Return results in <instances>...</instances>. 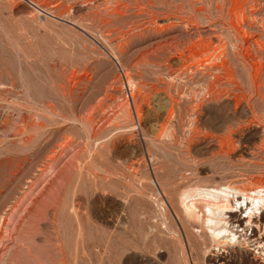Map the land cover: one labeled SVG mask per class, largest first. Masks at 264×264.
<instances>
[{
    "label": "rangeland",
    "instance_id": "rangeland-1",
    "mask_svg": "<svg viewBox=\"0 0 264 264\" xmlns=\"http://www.w3.org/2000/svg\"><path fill=\"white\" fill-rule=\"evenodd\" d=\"M263 179L264 0H0V264H264L179 200Z\"/></svg>",
    "mask_w": 264,
    "mask_h": 264
},
{
    "label": "bare ground",
    "instance_id": "bare-ground-1",
    "mask_svg": "<svg viewBox=\"0 0 264 264\" xmlns=\"http://www.w3.org/2000/svg\"><path fill=\"white\" fill-rule=\"evenodd\" d=\"M120 12V11H119ZM121 14V13H120ZM161 15V14H160ZM168 18V17H167ZM167 22V21H166ZM245 23V22H244ZM153 24V23H152ZM241 26V23H240ZM155 28V27H154ZM146 31V30H145ZM246 33V32H245ZM213 40V39H212ZM173 42V41H172ZM194 45V44H193ZM196 46V45H195ZM182 49V48H181ZM202 51L198 50V47L192 48V55L199 56L201 53L208 52L209 46H205ZM220 50V49H219ZM169 51V50H168ZM226 52V51H225ZM176 53V52H175ZM191 54V53H190ZM207 54V53H206ZM185 55V54H184ZM210 55V54H209ZM223 54L211 55L208 59L201 62V66H204L205 62L212 61L213 66L224 67L226 63L222 60ZM189 56V55H188ZM202 56V55H201ZM226 57V56H225ZM207 58V57H206ZM198 59V58H197ZM185 60V59H184ZM186 61V60H185ZM189 61V60H188ZM216 61H220V64H217ZM243 61V60H242ZM153 62V61H152ZM196 63V62H195ZM185 64V63H184ZM199 64V62H198ZM199 65V66H200ZM229 65V64H228ZM250 65V64H249ZM208 67H210L208 65ZM228 67V66H227ZM215 68V67H214ZM198 69V68H197ZM228 69V68H227ZM251 69V68H250ZM193 70V69H192ZM220 70V69H219ZM196 72V71H195ZM197 73V72H196ZM213 76V75H212ZM219 77V76H218ZM131 80V79H130ZM128 81V86L130 89H135V84L132 81ZM217 81V80H216ZM220 84V83H219ZM207 95L213 94V88H207ZM228 92V91H227ZM230 94V93H229ZM209 98V97H208ZM163 99V98H162ZM207 99V98H206ZM213 100V99H212ZM211 100V101H212ZM171 101V100H170ZM168 104V103H167ZM219 104V103H218ZM204 105V104H203ZM168 113L165 117H162L163 120L158 126V135L162 136L166 133L167 126L173 115L172 104H168ZM196 114V113H195ZM139 116V114H138ZM193 118V117H192ZM200 123V120H198ZM231 128V127H230ZM199 129V128H198ZM202 134V133H201ZM234 134V133H233ZM156 136V135H155ZM215 136V135H214ZM159 138V137H158ZM230 138V137H229ZM210 139V138H209ZM206 140V139H205ZM204 141V140H203ZM211 141V140H209ZM213 141V140H212ZM211 141V143H212ZM206 142V141H205ZM210 143V142H209ZM210 143V145H211ZM225 143V142H224ZM236 145V144H235ZM226 146V145H225ZM210 147L205 146L203 150L208 151ZM213 148V147H211ZM217 149V148H216ZM231 149H235L234 147ZM230 150V149H229ZM193 151V150H192ZM199 151V149H198ZM204 151V152H205ZM190 152V151H189ZM188 152V154H189ZM201 152V151H200ZM212 152V151H211ZM227 152V151H226ZM199 153V152H198ZM223 154V151L212 152L211 155H220ZM196 154V153H195ZM203 154V153H202ZM199 154H197L198 156ZM210 155V153H209ZM208 155V156H209ZM210 155V157H212ZM202 156V155H201ZM214 156V157H215ZM242 156V155H241ZM152 157V156H151ZM219 157V156H218ZM163 161V160H162ZM164 162V161H163ZM243 162V161H242ZM140 170V169H139ZM214 171V170H213ZM229 171V170H228ZM214 173H218L215 172ZM247 174V173H246ZM253 174V173H252ZM199 175V174H198ZM197 175V176H198ZM255 176V175H253ZM241 179V177H240ZM245 179V178H244ZM247 179V178H246ZM245 179V180H246ZM239 180V179H238ZM248 181V180H247ZM161 183V182H160ZM251 183V182H250ZM242 183H235L229 181L226 185L214 186L211 188H202L201 185L196 186V189L187 187L188 189L183 191L180 194V206L183 208L182 213L183 217L189 222H192L194 225H201L202 230L208 234L212 239L214 244L218 249H225L227 247L233 246L235 244L242 245L248 244L250 241L246 237L247 230H251L252 226L263 225L264 227V179L258 182H252L249 185L244 186ZM246 184V183H245ZM166 186V185H165ZM162 187V186H161ZM164 187V186H163ZM177 187V186H176ZM190 188V189H189ZM164 189V188H163ZM162 189V195L167 197L166 188ZM172 189V187H171ZM181 190V189H180ZM179 193V192H178ZM172 196V195H171ZM170 196V197H171ZM169 197V195H168ZM174 197V196H173ZM179 198V196H178ZM242 198V201H241ZM17 207V206H16ZM165 207V206H164ZM242 207V208H241ZM167 208V207H166ZM244 209V210H243ZM15 210V209H14ZM166 212V209H164ZM168 210V209H167ZM237 211L243 215V219L237 216ZM164 215V214H162ZM258 215V216H257ZM181 216V213H180ZM165 217V216H164ZM178 217V216H177ZM179 218V217H178ZM246 218V221H245ZM165 219V218H164ZM183 219V218H182ZM163 221V220H162ZM245 221V223H244ZM183 222V221H182ZM166 223V222H165ZM245 224L246 226L243 227ZM165 226V224H164ZM255 226V225H254ZM253 226V227H254ZM257 228V227H256ZM166 230L169 227L165 228ZM247 229V230H246ZM169 231V230H168ZM171 231V230H170ZM252 231V230H251ZM167 232V231H166ZM249 232V231H248ZM253 232V231H252ZM262 233V232H261ZM170 234V232L168 233ZM172 234V233H171ZM248 234V233H247ZM178 236V235H177ZM261 236V235H260ZM171 237V236H170ZM243 238V240L241 239ZM259 240V237L257 238ZM262 239V238H261ZM242 240V241H241ZM190 241V240H189ZM257 241V240H256ZM179 242V241H178ZM253 242V241H252ZM263 241H260L256 244L254 248L255 254H260L264 258V247L262 245ZM251 243V242H250ZM253 245V244H252ZM184 246V245H183ZM238 248V247H237ZM246 248V247H245ZM243 249V248H242ZM224 250V251H225ZM233 251V250H232ZM162 253V252H161ZM258 257V256H257ZM184 260V259H183ZM223 261V260H222ZM241 263V262H240Z\"/></svg>",
    "mask_w": 264,
    "mask_h": 264
}]
</instances>
